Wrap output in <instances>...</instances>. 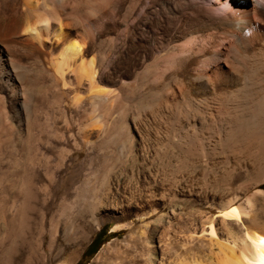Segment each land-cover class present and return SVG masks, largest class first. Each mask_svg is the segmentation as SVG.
<instances>
[{
    "label": "bare ground",
    "instance_id": "6f19581e",
    "mask_svg": "<svg viewBox=\"0 0 264 264\" xmlns=\"http://www.w3.org/2000/svg\"><path fill=\"white\" fill-rule=\"evenodd\" d=\"M41 1L13 0L12 4L3 10L4 13L9 12L12 18L10 21H0V218L4 228L0 247L9 249L13 243L14 230L21 229L20 221H15V208L19 207H16V203L23 196L22 192L26 186L22 182L17 184L21 181L19 178L23 177V171L21 174V168L19 170L16 164L20 153H13L14 136L16 139L21 138L32 128L38 108L45 103H42L45 94L43 96L40 93L42 86L44 89L49 88L47 92L51 91L53 94V102L47 101L52 102L57 109L61 104L70 110H78L86 104L97 107V119L87 117L79 124L73 118L69 120L63 112L61 117L52 114L55 117V120L52 119L53 123L55 121V129L60 132L59 128L64 125L75 147L78 137L86 143H90L93 138L99 141L101 146L111 142L123 145L125 140V135L123 138L121 135L116 137L115 130L113 134L108 131L110 115L112 116L115 104L112 105L114 97L105 86L99 85L102 81L98 83V79L101 70L107 66L106 59L112 41L103 35L105 21L100 24L96 21L109 9L120 12L123 9L121 0H106L104 6L92 4L94 2L89 0ZM199 1L207 5L208 9L212 8L214 13L202 14L198 20L200 22L184 32L177 28L167 43L156 45L153 58V85L155 87L156 82L162 86L160 91L170 99L169 102H172L175 109L170 128V142L173 147L181 150V141L186 138L187 152L202 155L206 158L205 161L219 148V191L210 196L204 194V191H197L196 195L204 194L203 223L193 229L185 244L197 245L206 249L209 254H212V248L218 249L217 253H213V261L191 264H264V221L261 219L264 214L260 213V207L264 205V0ZM173 10L175 7L169 8L168 12L173 14ZM18 13H26L32 20L18 21ZM203 32L215 34L228 42H224L226 45L221 49H212L208 42L205 49L186 47L180 42L185 36L192 38ZM200 62L205 63L208 68H200ZM213 66L216 70L210 72L208 69ZM147 67L148 65L145 69ZM148 71L149 69L145 70ZM58 119L62 120L61 126ZM197 134H201L208 146L198 142ZM66 152L67 158H74V153L70 154L71 150ZM58 164L55 166L56 171L50 169V163H46L43 168L42 165L38 166L45 171L42 172L52 185L48 187L44 183L43 189H48L53 198L61 196L63 192L56 188L62 169L61 162ZM37 173L30 177L41 181L43 174ZM74 176L72 170L67 179L71 180ZM17 185H21L19 190ZM27 187L29 190L30 186ZM50 187L52 189H49ZM38 188L35 191H39V195L42 190ZM43 193L45 195V192ZM170 197L175 200L177 195L171 194ZM41 198L43 199V196ZM32 201L29 200L31 204ZM37 205L40 207V204ZM213 211H217V218L212 217ZM59 213L61 212L58 211ZM92 219L95 220L94 217ZM217 222L221 224L222 229L219 230ZM42 223L44 224V221ZM78 253L79 248H75L68 254L65 263L56 262L57 255L52 256L49 263H71Z\"/></svg>",
    "mask_w": 264,
    "mask_h": 264
},
{
    "label": "rangeland",
    "instance_id": "374dc122",
    "mask_svg": "<svg viewBox=\"0 0 264 264\" xmlns=\"http://www.w3.org/2000/svg\"><path fill=\"white\" fill-rule=\"evenodd\" d=\"M90 1L99 6L107 3L106 0ZM239 1L242 2V0ZM12 2L13 0H0V21H10L12 18L9 12L4 13L3 11ZM121 2L123 9L120 12L109 9L104 13L105 15H102V18L96 21L99 24L105 21L103 35L112 41L106 59L107 66L101 70L102 73L100 72V79H98V83L102 81L99 85L105 86L116 100L114 101L111 97L112 105L115 104L112 116L110 115L108 131L113 134L115 130L114 136L116 137L121 135L120 137L123 138L125 135L124 144L118 145L111 142L101 146L100 142L93 138L90 139V143H86L78 137L75 147L61 119H58L60 121L58 123L62 125L59 128L61 133L55 129V121L52 122V119L55 120L53 115L57 114L61 117L64 113L69 120L73 118L79 124L87 117L97 119V107L92 106L93 109H91V105L86 104L78 110L72 109L73 112L61 104L57 109L52 103L53 94L51 91L47 92L49 88L44 89L43 86L39 88L41 95L45 94L42 101L45 103L38 108L40 111L37 110V117L34 118L32 128L21 138L16 139L14 136L13 153L17 155L20 153L18 158H16L17 155L14 158L18 160L16 164H18V169L21 168L19 169L21 174L23 171V177L19 178L21 181L17 184L22 182L26 186L22 192L23 196L16 203V207H19L15 208V216H17L15 221L16 223L20 221L21 229L14 230L12 240L15 244L12 243L10 249L0 247L2 248L0 249V264H52L49 260L56 255L58 257L56 262L65 263L68 254L75 248H79V253L73 262L68 264H78L79 261V264L208 263L213 261V253L218 252V249L214 247L212 254H209L206 249L197 245L185 244V240L193 229L200 227L203 223V195L210 196L219 191L221 175L218 165L219 148L215 149V153L208 161H205L206 158L202 155L187 152L186 138L181 141L183 148L175 149L170 142L174 106L172 102H169L170 99H167L160 91L162 86L156 82L155 87L153 85L155 81L153 58L156 45L167 43L177 28L184 32L190 26L199 23L198 20L202 14H213L214 11L212 8V10L208 9L207 5L205 6L199 0H121ZM172 7H175V10L173 14H170L168 10ZM16 16L18 21L32 20L26 13H18ZM194 36L192 38L185 36L180 42L186 47L204 49L207 42L210 43L212 49H221L228 42L209 32L197 33ZM204 64L200 62L199 67L208 68ZM147 65L146 69L149 71L145 72ZM208 70L215 72L216 68L213 66ZM81 109L84 110L79 111ZM56 139L60 141L57 142ZM196 139L200 144L208 146L201 134H197ZM22 147L25 148L22 149ZM69 150H71L70 154L74 153V158H67L66 151ZM45 162L50 163V169L53 171H56V164L61 162L62 169H60L56 188L63 192L59 197L54 196L55 199L48 193V189L47 191L43 189L45 184L48 187L52 186L42 169ZM41 165L42 168H39ZM72 170L75 176L68 180ZM31 171L42 173L44 178L41 181L33 180L32 176L30 177L33 175ZM17 186L19 190L21 185ZM38 186L41 188L40 191L42 190L40 194L44 200L40 194L38 195L39 191L36 192ZM197 191H204V194L196 195ZM171 194H176L177 198L171 200ZM64 197L71 201L65 200ZM25 199L27 202H24ZM37 204H40V207ZM58 211L61 213L58 214ZM260 213L264 214V205H261ZM212 217L217 218V211L212 212ZM261 219L264 221V215ZM34 226L44 228L36 229ZM217 226L219 230L222 229L219 222ZM2 227L3 222L0 218V238L4 234ZM103 227L105 228L97 244L84 254ZM109 233H114V235ZM76 244L79 246L77 247ZM98 247V251L91 255Z\"/></svg>",
    "mask_w": 264,
    "mask_h": 264
},
{
    "label": "trees",
    "instance_id": "16d2710c",
    "mask_svg": "<svg viewBox=\"0 0 264 264\" xmlns=\"http://www.w3.org/2000/svg\"><path fill=\"white\" fill-rule=\"evenodd\" d=\"M105 227H103L102 231L96 235L95 239L92 241V243L88 246V248L86 249V252L84 254H86L90 248L93 246V245H96L97 244V240L99 238V236H101V234L103 233V230H104ZM111 235H114V233H109ZM99 247L97 249H95L91 255H94L97 251H98ZM80 263V261L78 262V264Z\"/></svg>",
    "mask_w": 264,
    "mask_h": 264
}]
</instances>
